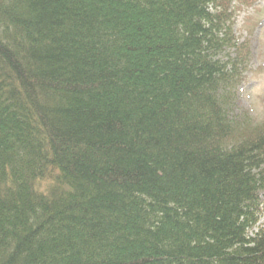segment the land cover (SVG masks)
Here are the masks:
<instances>
[{"label":"trees","instance_id":"trees-1","mask_svg":"<svg viewBox=\"0 0 264 264\" xmlns=\"http://www.w3.org/2000/svg\"><path fill=\"white\" fill-rule=\"evenodd\" d=\"M249 2L0 0V264H264Z\"/></svg>","mask_w":264,"mask_h":264},{"label":"rangeland","instance_id":"rangeland-1","mask_svg":"<svg viewBox=\"0 0 264 264\" xmlns=\"http://www.w3.org/2000/svg\"><path fill=\"white\" fill-rule=\"evenodd\" d=\"M256 9L261 3L264 6V0H254ZM242 6L237 9L236 34H244L243 38H249L252 47V56L247 70L244 69L245 81L239 85L238 100L234 112L238 115L248 116L250 121H264V16L257 23V27L252 34L243 31L242 24L253 12L254 4ZM264 14V13H263ZM264 224V216L260 221Z\"/></svg>","mask_w":264,"mask_h":264}]
</instances>
